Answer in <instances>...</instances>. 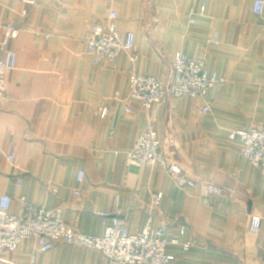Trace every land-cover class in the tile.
I'll use <instances>...</instances> for the list:
<instances>
[{
  "label": "crops",
  "instance_id": "obj_1",
  "mask_svg": "<svg viewBox=\"0 0 264 264\" xmlns=\"http://www.w3.org/2000/svg\"><path fill=\"white\" fill-rule=\"evenodd\" d=\"M255 1L0 0V44L8 24L20 28L0 118V193L12 197L11 214L23 213L25 197L62 207L76 231L103 236L105 225L93 212L118 205L137 234L152 195L162 193L152 226L168 225V239L178 243L166 253L181 264H264V168L230 137L264 125V14L254 13ZM112 11L119 31L135 34L137 60L123 51L101 69L86 37ZM179 52L206 59L219 78L208 91L207 113L190 96L150 111L129 98L130 70L163 77ZM151 119L165 153L199 179L197 187L180 189L164 167L127 165V151ZM205 180L231 192L210 195ZM253 216L263 220L258 233L250 231ZM34 256L35 264L108 263L97 249L57 242L42 252L34 239L5 254L17 264H34Z\"/></svg>",
  "mask_w": 264,
  "mask_h": 264
},
{
  "label": "built area",
  "instance_id": "obj_2",
  "mask_svg": "<svg viewBox=\"0 0 264 264\" xmlns=\"http://www.w3.org/2000/svg\"><path fill=\"white\" fill-rule=\"evenodd\" d=\"M32 2V1H30ZM256 15L264 14V0H256L253 7ZM205 7L202 8V12ZM25 14H23L24 16ZM117 13L112 11L105 24L91 27V33L86 37L88 53L93 62L104 69L107 64L114 62L121 52H127L132 61L137 60L135 34H122L117 25ZM20 34L18 23H10L5 28V35L0 44V118L2 102L9 100L8 76L17 66V53L11 47V42ZM129 98L140 100L147 111L153 106L168 104L172 100L190 96L204 102L203 112L210 110L207 94L209 89L219 82L216 74H210L207 61L204 58H192L184 53H176L169 61V71L163 77L138 74L134 69L129 72ZM123 102H126L124 100ZM127 110L131 111L127 106ZM107 110H103L102 116ZM232 139H239L242 144L241 152L255 167L264 168V125L253 126L249 130H236L230 133ZM127 165L164 167L174 180L177 187L183 190L198 186L199 179L171 155L165 153L161 140L151 119L138 138L135 145L127 151ZM13 154L9 155L12 161ZM85 172L81 170L78 181L82 182ZM22 177L18 178L21 185ZM207 193L224 196L231 190L225 189L215 180H205ZM53 192H56L53 190ZM80 194L79 191H75ZM163 198L162 193H154L147 209L149 214L145 228L137 234L129 232L128 220L122 209L117 205L114 211H94L101 217L105 225L103 236H90L76 231L74 226L63 218V208L52 209L44 205L29 202L25 197L20 198L23 209L21 215L10 212L12 197L0 193V264H17L5 257L7 252L16 251L25 240L34 239L39 250H51L57 242L64 244L93 248L100 250L107 258V264H181L179 260L166 253L170 241L167 237L168 225L160 224L153 227L154 210ZM207 202V200H204ZM263 220L253 216L250 231L258 233L262 229ZM184 230V227L183 229ZM190 243L186 244L188 248ZM36 263V257L32 258Z\"/></svg>",
  "mask_w": 264,
  "mask_h": 264
}]
</instances>
